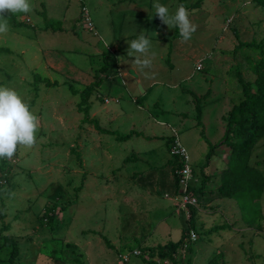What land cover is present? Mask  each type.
<instances>
[{
	"label": "rangeland",
	"instance_id": "374dc122",
	"mask_svg": "<svg viewBox=\"0 0 264 264\" xmlns=\"http://www.w3.org/2000/svg\"><path fill=\"white\" fill-rule=\"evenodd\" d=\"M2 13L20 22L0 16V47L8 50L0 52V156L8 152L2 163L12 177L0 222L21 236L13 264H71L60 250L79 264H121L99 234L133 250L122 256L127 264H143L134 249L176 241L190 216L164 197L174 196L170 168L154 167L171 160L165 131L176 129L198 183L208 143L224 136L222 117L240 100L236 74L253 80L248 66L258 51L237 45L264 40V9L254 0H0ZM129 65L143 77L159 69L153 93L141 94ZM89 85L81 107L102 132L78 111ZM144 119L162 134L142 137L155 134ZM249 164L264 178V137ZM236 197L258 203V219L244 220L217 193L202 199L189 264H264V187L259 199ZM51 201L56 229L36 221ZM177 259L185 264L184 253Z\"/></svg>",
	"mask_w": 264,
	"mask_h": 264
},
{
	"label": "trees",
	"instance_id": "16d2710c",
	"mask_svg": "<svg viewBox=\"0 0 264 264\" xmlns=\"http://www.w3.org/2000/svg\"><path fill=\"white\" fill-rule=\"evenodd\" d=\"M254 1L257 3L258 7L264 9V0ZM0 16L7 17V20L9 19L8 22H11L13 26L20 24V22L15 21L13 16L3 13L0 14ZM45 28H47V26H45ZM237 47H244L258 51L259 58L255 62L249 63L248 66L250 74L253 76V80L246 83L242 80L239 74H236V84L239 86L241 97L240 100L238 99L237 103L233 104L222 117L223 122L225 123V131L221 140L213 145L206 141L208 146L207 153L204 158V167L209 168V175L207 174L205 177L201 175L200 186L196 188V190L193 188L191 190L192 196L196 198V203L193 206L189 205L187 207L188 214L190 212V216L188 215L186 221L187 226L180 231L179 238L176 241L156 246L142 245L139 248L134 249V251H138V258L141 259L143 264H159L161 261H164V264H179L177 257L181 258V252L184 253V259H186L185 264H189L190 256L193 254H191L192 249L190 244L195 242L197 239V233L194 231L196 224L192 215L195 212L199 213L200 207L204 208L201 200L206 199L207 197H212L213 193H217L220 199L233 200L235 205L237 204L238 207L246 212L247 216L244 220L251 218L249 221H253L252 215L258 219L256 209L259 204L249 201L248 204L243 205V200L239 201L238 199L241 198L236 196L238 194H243L250 196V200H253V198L259 199L264 187V178L262 173L249 164V158L253 147L264 137V40L259 42H239ZM0 52L8 53V50L4 47H0ZM91 91L92 88L88 86L85 87L84 91L80 94L81 101L78 105L81 109L78 111L83 113V122L93 124L94 129L102 132V130L98 129L97 125L93 123L94 121L88 118L87 108L81 107V105L86 102ZM206 94H208V91ZM192 96L195 98L194 94H192ZM197 117H200L199 109H197ZM171 142L172 141L167 143V149H169ZM7 153L8 152H5V154L0 156V197L3 195H9L6 189H8L9 181H11L10 179L12 178H8L7 175H9V171L4 169L5 164L2 163L6 160ZM217 160L224 161L221 163L222 168L218 169L215 166L210 165L212 162ZM209 161H211V163ZM171 168L172 170L178 169L180 168V164L174 163ZM174 178L177 180L176 175H174ZM207 183L210 185H207ZM212 184H215V190L209 187L212 186ZM208 200L210 199L208 198ZM3 207L4 205L0 204V220L4 219V212L2 211L4 210ZM55 207L56 204L52 201L50 202V205L46 204V207H44L43 212L40 217H37L38 220L36 221L40 223L44 221L43 223L45 225L47 224L49 229H56L57 221H53L55 217ZM62 209V207L59 208V210ZM203 210L206 209L204 208ZM8 225L9 224L4 225L0 222V264H13L18 255L17 241L21 236L9 234L8 232H10V227L7 229ZM198 227L204 230L201 222L199 221ZM204 231L206 233L208 230ZM5 232L7 234H5ZM190 232L195 235L194 240L192 241H190L189 238ZM99 237L103 240L104 245L111 249L112 252L119 257L121 264H127L125 261H122L121 257L128 254L131 255L133 250L129 249L124 244L114 248L103 235L99 234ZM66 247L73 248L68 246ZM69 255V250H60L58 257L68 259L71 264H79V261L75 256L68 258ZM59 262V264H64L63 261ZM209 264L216 263L211 260L209 261Z\"/></svg>",
	"mask_w": 264,
	"mask_h": 264
},
{
	"label": "crops",
	"instance_id": "0c3cea01",
	"mask_svg": "<svg viewBox=\"0 0 264 264\" xmlns=\"http://www.w3.org/2000/svg\"><path fill=\"white\" fill-rule=\"evenodd\" d=\"M184 2V1H183ZM71 43H73V42H71ZM118 47H119V45L116 47V46H114V48H115V51L116 50H118ZM106 55H109V54H106ZM123 55H125V53H123ZM126 60V59H125ZM125 60H123V61H125ZM123 61H120V62H123ZM114 64H116L117 66H119V64L118 63H116V62H114ZM122 65H127L126 63H124V64H122ZM153 66V65H151L149 62H148V64L146 63L145 64V66ZM154 69L152 70V71H149V72H146V74H147V76H142L141 75V68H140V71H138L137 69H135L134 67H132L131 65H129L128 67H126V69L125 70H132L133 71V73L137 76V83H138V79L140 80V84H141V87L143 88H141V94L142 95H147L148 93H149V91L151 90V92L153 93L154 91H155V89H156V86H158V81H157V79L154 77L155 76V74L157 73V70H159V69H157L156 67H153ZM147 70H148V68H147ZM117 73V75L120 77H125V75H127L126 74V72H124V73H120V70L118 69V71L116 72ZM142 81H143V83H142ZM90 86V85H89ZM88 87V86H87ZM115 90H116V88H115ZM114 91V90H113ZM193 94V93H192ZM148 99V98H147ZM146 99V100H147ZM145 100V101H146ZM116 102V101H115ZM155 102H156V100H152L151 102H148L149 103V105H152V106H154V107H156V104H155ZM166 113H168L167 111H166ZM222 117V116H221ZM143 122L146 124V127L148 128V130L150 131V132H152V133H155V134H149V133H147V132H145L143 135H142V137H144V138H146V139H149V140H151V139H154V138H157V137H159L158 135H157V133H159V134H162V130H160L159 128H157L155 125L156 124H149V123H147V121L144 119L143 120ZM172 126V123H166L165 124V126ZM162 127H163V125H161ZM174 127V126H173ZM170 132L171 133H168L167 131H165V134H167L166 136H165V140H164V145H165V149H166V145H167V142H170L171 140L170 139H172V137H174V136H176V129H173V128H170ZM166 152H167V149H166ZM162 159H164V158H162ZM170 160H168L167 162H166V164H162L163 162H159V163H155V165H154V167L155 166H160V167H165V165L166 166H168L170 169H171V164H170ZM206 170H204V169H202V170H200V177H201V175L202 176H204L205 177V175H207V174H209V173H207V171H209L208 170V167H206L205 168ZM171 171V170H170ZM197 179L198 178H195L194 177V174H192V186H193V189L194 190H196V185L198 184V187L200 186V181H198V183H197ZM173 180V179H172ZM201 180V179H200ZM202 183V182H201ZM197 187V188H198ZM174 195H176V193L174 194ZM212 198V197H211ZM173 203V202H172ZM212 203V202H211ZM224 203L226 204L227 203V201H224ZM174 204V203H173ZM177 204V203H176ZM224 204V205H225ZM231 205L233 206V205H235L233 202H231ZM175 208H177L178 207V205L176 206H174ZM178 209V208H177ZM179 210V209H178ZM229 216V215H228Z\"/></svg>",
	"mask_w": 264,
	"mask_h": 264
},
{
	"label": "built area",
	"instance_id": "2783aa9c",
	"mask_svg": "<svg viewBox=\"0 0 264 264\" xmlns=\"http://www.w3.org/2000/svg\"><path fill=\"white\" fill-rule=\"evenodd\" d=\"M90 29V26H89ZM199 69V66H196V70ZM169 153L176 157L178 162H183L184 165L181 169L175 171V175L177 177V184H178V193H179V203L180 208H185L186 206H193L196 201L194 198L190 197L187 194V178H188V168L186 166L187 157L185 155L184 150L180 147V145L176 142V140L172 141L169 146ZM194 233L190 232V241L194 240Z\"/></svg>",
	"mask_w": 264,
	"mask_h": 264
},
{
	"label": "clouds",
	"instance_id": "9594fccd",
	"mask_svg": "<svg viewBox=\"0 0 264 264\" xmlns=\"http://www.w3.org/2000/svg\"><path fill=\"white\" fill-rule=\"evenodd\" d=\"M81 11L85 14V11H84V7L81 9ZM81 12V13H82ZM87 29V28H86ZM89 32H91V30H89V29H87ZM85 89V88H84ZM84 89L82 90V91H84ZM104 102L106 103L107 101L106 100H104ZM171 141H174V140H176V142L180 145V147L184 150V152H185V155H186V157H187V160H186V166H187V168H188V178H187V189H186V192H187V194H189V196L190 197H192V198H194L193 196H192V192H191V190H192V188H193V186L191 185L192 184V171H191V169H190V167H189V163H188V161H189V159H188V156H187V153H186V151H185V149L181 146V144L179 143V141H178V139L176 138V136H174V137H172V139H170ZM168 143V142H167ZM167 149V148H166ZM167 153H168V155L170 156V158H171V162H170V164H171V167H172V165L174 164V163H179L180 164V168H178V169H174V170H172V168L170 169L171 170V174L173 173V175H172V179H173V183H174V193L173 194H175L176 192H178V184H177V180H175V178H174V175H175V171L176 170H179V169H181L182 167H183V165H184V163L183 162H178V160H177V158L176 157H174V156H172L170 153H169V149H167ZM165 198H167V199H169L171 202H173L174 204V206L176 205H178L179 206V195L177 196V195H174L173 197H171V198H168L167 196H164ZM195 199V201H196V198H194ZM177 203V204H176ZM188 206H186L185 208H187ZM124 257V256H123ZM122 258V257H121ZM125 258V257H124ZM122 261H125L126 262V260H123L122 259ZM120 262H121V260H120ZM162 262H164V261H162Z\"/></svg>",
	"mask_w": 264,
	"mask_h": 264
},
{
	"label": "water",
	"instance_id": "95a60500",
	"mask_svg": "<svg viewBox=\"0 0 264 264\" xmlns=\"http://www.w3.org/2000/svg\"><path fill=\"white\" fill-rule=\"evenodd\" d=\"M128 74L131 75L134 79L137 80V76L133 73L132 70H128ZM137 87L140 89V86H139V85H138ZM141 91H142V90H141Z\"/></svg>",
	"mask_w": 264,
	"mask_h": 264
}]
</instances>
